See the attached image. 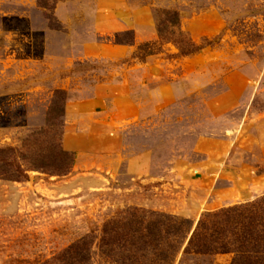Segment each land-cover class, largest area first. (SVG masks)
<instances>
[{"label": "rangeland", "instance_id": "rangeland-1", "mask_svg": "<svg viewBox=\"0 0 264 264\" xmlns=\"http://www.w3.org/2000/svg\"><path fill=\"white\" fill-rule=\"evenodd\" d=\"M43 1L0 0V148L19 158L50 144L74 160L65 175L0 178V264H66L64 249L130 208L195 225L264 195V0ZM158 8L210 45L140 57L158 40ZM126 32L129 43L114 42ZM56 95L63 115L51 110L43 133ZM114 263L94 244L85 264Z\"/></svg>", "mask_w": 264, "mask_h": 264}, {"label": "trees", "instance_id": "trees-1", "mask_svg": "<svg viewBox=\"0 0 264 264\" xmlns=\"http://www.w3.org/2000/svg\"><path fill=\"white\" fill-rule=\"evenodd\" d=\"M42 6L46 7L43 0ZM158 40L145 42L137 47L140 57L158 51L160 44L172 43L181 56L198 53L208 40L200 45L194 43L181 29V17L175 9L155 10ZM115 34L117 44L129 43L124 36ZM137 56V55H136ZM59 94V93H58ZM57 109L58 119L63 115V102L56 95L49 107L46 128H53L55 117L51 110ZM26 155L14 148H0V178L20 181L27 178L28 170L65 175L73 165L72 153L57 149L50 144L37 153L26 149ZM28 166L23 167L19 160ZM26 159V160H25ZM103 255L112 258L114 264H174L178 256L189 254H230V264H264V195L245 203L234 204L200 215L196 224L186 219L155 211L127 209L119 218L105 221L98 234H87L71 243L62 252L66 264H85L90 261L93 245ZM95 250V249H94Z\"/></svg>", "mask_w": 264, "mask_h": 264}]
</instances>
